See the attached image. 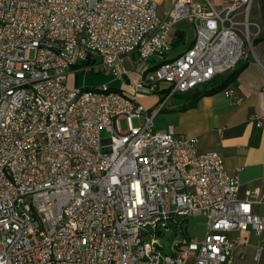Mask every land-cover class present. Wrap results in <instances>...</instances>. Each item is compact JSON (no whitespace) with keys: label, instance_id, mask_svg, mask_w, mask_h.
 <instances>
[{"label":"built area","instance_id":"built-area-1","mask_svg":"<svg viewBox=\"0 0 264 264\" xmlns=\"http://www.w3.org/2000/svg\"><path fill=\"white\" fill-rule=\"evenodd\" d=\"M252 2L173 0L161 14L156 0H0V264H232L229 234L249 229L260 256L264 183L239 198L218 152L154 127L175 94L253 51ZM184 17L194 40L169 58ZM70 71L123 87H69ZM143 95L158 96L153 108ZM191 215L206 218L201 239L177 219Z\"/></svg>","mask_w":264,"mask_h":264},{"label":"crops","instance_id":"crops-1","mask_svg":"<svg viewBox=\"0 0 264 264\" xmlns=\"http://www.w3.org/2000/svg\"><path fill=\"white\" fill-rule=\"evenodd\" d=\"M192 1L220 9L231 0ZM156 2L162 14L171 8L173 0ZM248 18L252 22L249 31L253 51L248 48L246 56L229 71L242 67L235 82L220 91L198 97L193 105L188 104L185 93L175 94L155 116L162 113V125L157 127L154 118L156 129L166 130L171 126L178 134L197 138L199 152H218L227 172L239 181V198L245 196L247 189L264 183V0H253ZM238 19L241 20L242 16L239 15ZM185 21L193 26L190 39L183 25ZM178 34H182L184 40L174 45ZM194 36V20L191 17L180 19L173 26L171 50L167 56L171 58L184 52ZM125 63L130 69L133 68V57H127ZM132 73L137 76L135 71ZM226 90H231V94L226 95ZM157 99L156 95L139 97L140 103L148 108H153ZM258 119L260 124H257ZM253 210L264 216L261 205H253ZM229 235L239 239L232 251V264H264V250L257 259L254 257L256 247L262 243L257 233L249 229Z\"/></svg>","mask_w":264,"mask_h":264},{"label":"rangeland","instance_id":"rangeland-1","mask_svg":"<svg viewBox=\"0 0 264 264\" xmlns=\"http://www.w3.org/2000/svg\"><path fill=\"white\" fill-rule=\"evenodd\" d=\"M183 25L187 32V38L189 37L190 39L193 33V29H192L193 26L192 24H190L189 21L183 22ZM130 77L132 78L136 77L135 73L134 74L130 73ZM66 84L69 87L78 86V87H87V88L97 87L101 84H107L111 88L117 90L122 89L123 87V82L121 80L113 79V77L110 74H106L102 72L97 73L94 71H90V72L78 71L77 73L70 71L69 74L67 75ZM134 123L137 124L136 119H134ZM162 123H163V117H162V113H160L155 118V124L157 127H159L160 125H162ZM121 126L122 128H124L125 126L124 121L121 122ZM100 133H101V137H107L109 135V131L106 128H103ZM177 219L183 221V227L187 228L189 236H195L198 239H201L203 237L205 231V225H206L205 224L206 218L204 216L202 215H191L187 217L179 216ZM171 226L174 228L173 225ZM1 237H2V232L0 231V239ZM181 237H182L181 235L176 236L175 234H173L171 236V240L172 241L178 240ZM190 261H191V257L188 260H186L185 264H189Z\"/></svg>","mask_w":264,"mask_h":264},{"label":"trees","instance_id":"trees-1","mask_svg":"<svg viewBox=\"0 0 264 264\" xmlns=\"http://www.w3.org/2000/svg\"><path fill=\"white\" fill-rule=\"evenodd\" d=\"M184 40L182 34L177 35V39L174 45H177L179 42ZM242 67H237L234 71L227 72L225 74H220L214 77L212 80L198 86L197 88L185 93V97L188 100L189 105H193L194 101L202 96L215 93L224 89L228 84L235 82L236 77Z\"/></svg>","mask_w":264,"mask_h":264},{"label":"water","instance_id":"water-1","mask_svg":"<svg viewBox=\"0 0 264 264\" xmlns=\"http://www.w3.org/2000/svg\"><path fill=\"white\" fill-rule=\"evenodd\" d=\"M170 232H167L166 235L169 236ZM161 241L165 244V246H167L168 242L164 239H161Z\"/></svg>","mask_w":264,"mask_h":264}]
</instances>
